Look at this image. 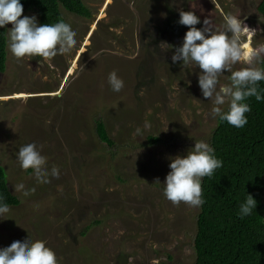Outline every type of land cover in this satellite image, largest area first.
<instances>
[{"label":"rangeland","instance_id":"374dc122","mask_svg":"<svg viewBox=\"0 0 264 264\" xmlns=\"http://www.w3.org/2000/svg\"><path fill=\"white\" fill-rule=\"evenodd\" d=\"M260 1L83 0L90 17L60 6L76 30L71 54L44 63L39 57L17 60L7 47L0 75V163L20 203L0 220V247L28 235L46 241L58 264L193 263L199 208L174 205L162 183L169 157L185 155L195 141L208 143L217 121L198 86L200 70L171 61V45L179 46L188 30L177 23L179 10L195 11L197 28L205 17L222 28L225 14L240 16L257 30V46L264 44ZM113 71L124 81L120 92L108 85ZM229 75H221L220 84L229 83ZM98 119L115 146L97 137ZM149 136L158 140L150 143ZM33 142L49 169L59 168V178L41 183L31 169L19 167V147ZM111 150L118 151L112 169L102 157ZM20 183L35 190L24 196L14 189Z\"/></svg>","mask_w":264,"mask_h":264},{"label":"clouds","instance_id":"9594fccd","mask_svg":"<svg viewBox=\"0 0 264 264\" xmlns=\"http://www.w3.org/2000/svg\"><path fill=\"white\" fill-rule=\"evenodd\" d=\"M21 0H0V28H7V47L17 60L29 56L39 57L45 63L57 55L71 54L77 46L76 30L70 22L60 19L55 23L40 24L35 14L22 15ZM223 27L215 28L210 17H205L202 27L200 17L192 10H179L177 23L186 26L182 43L175 47L172 63L180 62L183 68H198L197 82L204 98L212 101L210 115L218 123L227 122L235 128H243L248 123L246 113L251 106L246 102L255 97L264 101V89L259 82L264 81V44L252 45L257 30L250 28L244 19L233 14H225ZM11 24V27H6ZM169 48V49H170ZM237 64L243 65L234 70ZM229 73L227 84H220V77ZM108 85L113 92H120L124 81L115 71L108 76ZM150 127L145 124L144 128ZM142 135L141 128L136 129ZM18 165L23 170L31 169L38 182L49 183L50 177L59 178L57 166L48 167L47 157L35 142L19 147L16 153ZM169 169L163 181V195L174 205L181 202L199 208L204 204L202 182L211 178L216 169L223 166L215 155V149L206 141H195L185 155L169 157ZM156 182L161 183L159 180ZM28 196L30 191L23 183L14 186ZM257 201L251 194L239 204L241 219L250 216ZM10 212L5 197L0 195V220ZM0 264H58L55 251L42 239L28 235L14 240L9 246L0 247Z\"/></svg>","mask_w":264,"mask_h":264},{"label":"trees","instance_id":"16d2710c","mask_svg":"<svg viewBox=\"0 0 264 264\" xmlns=\"http://www.w3.org/2000/svg\"><path fill=\"white\" fill-rule=\"evenodd\" d=\"M21 3L24 11L37 14L40 24L64 19L60 6L85 17L91 16L83 0H21ZM258 9L264 16V0L259 2ZM7 31V28H0V73L6 70ZM259 86L264 89V81L259 82ZM246 102L251 112L245 114L248 123L243 128L217 122L209 138L208 143L223 166L202 182L205 202L197 215L195 260L191 264H264V101L257 102L255 97H250ZM94 131L108 148L115 146L103 120L95 121ZM148 139L154 143L158 137L149 136ZM123 144L121 142L116 149ZM112 152L102 154L111 169L118 151ZM114 174L117 180H123L118 172ZM247 194L253 195L257 205L250 216L241 219L239 204ZM0 195L9 206L20 203L9 188L1 163Z\"/></svg>","mask_w":264,"mask_h":264},{"label":"bare ground","instance_id":"6f19581e","mask_svg":"<svg viewBox=\"0 0 264 264\" xmlns=\"http://www.w3.org/2000/svg\"><path fill=\"white\" fill-rule=\"evenodd\" d=\"M72 71H73V67L70 68V72H72Z\"/></svg>","mask_w":264,"mask_h":264},{"label":"water","instance_id":"95a60500","mask_svg":"<svg viewBox=\"0 0 264 264\" xmlns=\"http://www.w3.org/2000/svg\"><path fill=\"white\" fill-rule=\"evenodd\" d=\"M2 73H0V75H1Z\"/></svg>","mask_w":264,"mask_h":264}]
</instances>
